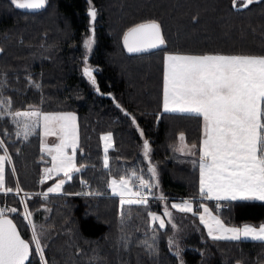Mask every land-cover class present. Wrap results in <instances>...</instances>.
<instances>
[{
  "label": "trees",
  "instance_id": "obj_1",
  "mask_svg": "<svg viewBox=\"0 0 264 264\" xmlns=\"http://www.w3.org/2000/svg\"><path fill=\"white\" fill-rule=\"evenodd\" d=\"M90 7L96 10L94 20ZM150 20L161 25L165 45L127 52L125 31ZM90 36L94 42L88 50L84 41ZM164 51L264 55V0L247 7H233L232 0H47L39 9L0 0V97L11 100L13 112L72 111L78 118L76 162L86 167L66 179L60 193L25 199L48 264H264V242L213 240L191 213L173 211L163 229L147 215L162 214L171 199L200 197L199 152L192 145H199L203 120L163 111ZM85 66L93 68L95 85L83 74ZM19 119L22 124L24 118ZM17 131L12 117L0 120V139L11 157L8 173L12 168L15 179L7 186L24 193L45 191L55 178L38 182L49 162L41 152L40 128L26 141ZM104 133H112L107 169ZM181 133L187 145L183 151ZM149 164L156 169L155 180ZM133 171L158 187L147 195L146 205L122 206L110 194L108 181ZM87 192L101 194L76 195ZM1 203L17 208L8 215L31 241L20 196L0 193ZM217 213L229 224L258 226L264 222V201H234ZM30 245L31 264H40ZM147 245L155 251L150 253Z\"/></svg>",
  "mask_w": 264,
  "mask_h": 264
},
{
  "label": "snow or ice",
  "instance_id": "obj_2",
  "mask_svg": "<svg viewBox=\"0 0 264 264\" xmlns=\"http://www.w3.org/2000/svg\"><path fill=\"white\" fill-rule=\"evenodd\" d=\"M19 9H39L47 0H10ZM91 3V0H89ZM238 3L244 7L254 3V0H232L233 7ZM88 15L94 20L96 10L89 8ZM93 38L84 41L85 48L91 50ZM165 45L161 25L156 21L136 24L124 34V46L128 52H141L157 49ZM87 64V57H85ZM83 74L91 84H96L93 70L85 66ZM99 91V89H96ZM110 95V94H109ZM11 100L0 97V120L12 117L18 131L16 136L26 141L39 127L43 136H58L60 142L53 147L47 146L41 139V152L51 155L52 167L44 169L41 183L51 179L52 175L63 173L67 179L72 174L80 172L86 165L77 166L75 152L78 147V132L76 116L72 112L45 113L36 111H11ZM116 107H120L119 104ZM163 111L180 112L200 117L203 120V133L198 147L199 152V193L206 200L217 201L216 210L223 205L219 201H264V56L253 55H183L166 53L163 57ZM125 115H130L125 112ZM23 117L21 124L19 118ZM132 123L136 124L135 117ZM138 128V125H137ZM7 136L9 133L4 132ZM140 135L144 133L141 131ZM180 151H183L184 134L179 137ZM105 143L103 166L109 168L108 149L112 133L101 136ZM72 149V155L66 149ZM0 193L5 196L13 189L5 184V163H11L8 148L4 139H0ZM144 157L150 153L149 141H143ZM196 162L194 161V164ZM14 171V169H13ZM152 180L156 178V169L149 164L147 169ZM133 178L138 183H133ZM59 179L47 192L59 193L65 184ZM86 184V181H82ZM158 187L144 176H137L133 171L127 178L111 179L108 188L113 195L120 197L121 205H146L147 195ZM133 188L136 190L133 191ZM147 190V195L145 193ZM22 191L17 186L16 192ZM100 195L99 192L76 193V195ZM28 194L25 193V196ZM126 197H128L126 199ZM160 199H165L163 196ZM23 203V200H21ZM171 208L182 213L199 216L200 223L213 240L250 239L264 242V224L258 228L245 224L242 227H227L225 223L205 204L193 208V201L172 203ZM203 211L200 212L199 209ZM17 208L0 207V264H31L30 244L35 245V254L40 264H48L45 259L44 247L37 233L36 225L32 223V213H23V220L31 226V241L22 238L17 223L10 219L8 213H17ZM153 221L159 222V228H165V220L153 212L147 213ZM171 223L172 213L166 207L163 212ZM28 225H25L27 227ZM175 228V225H173ZM146 243V242H145ZM169 243H173L172 240ZM150 253L155 249L147 245ZM179 253L177 252V255Z\"/></svg>",
  "mask_w": 264,
  "mask_h": 264
},
{
  "label": "rangeland",
  "instance_id": "obj_3",
  "mask_svg": "<svg viewBox=\"0 0 264 264\" xmlns=\"http://www.w3.org/2000/svg\"><path fill=\"white\" fill-rule=\"evenodd\" d=\"M87 39V38H86ZM166 53H172V54H183V55H205V54H193V53H181V52H172V51H164L163 52V57H164V55L166 54ZM206 54H213V55H216V54H218V55H251V54H223V53H206ZM253 56H264V55H253ZM95 70V69H94ZM163 90V89H162ZM162 98H163V92H162ZM162 109H163V106H162ZM104 134H106V133H104ZM103 135V134H102ZM101 135V136H102ZM43 142L47 145V146H49V147H53V146H55L56 144H58L59 142H60V140H59V138L55 141V142H47L46 141V139H43ZM111 143H112V141H111ZM101 145H102V152H103V160H104V155H105V143H104V141H102L101 140ZM40 148H41V143H40ZM69 150L68 149H66V152L67 153H69L68 152ZM76 152H77V149H76ZM76 152H75V162H76ZM44 155H46L47 156V158H49V162L44 166V169H46V168H51L52 167V161H51V155H48L47 154V152H42ZM71 153H72V150H71ZM4 153H3V151L2 150H0V155H3ZM107 155H108V152H107ZM76 164H77V162H76ZM77 166H78V164H77ZM9 167H11V164L10 163H5V184H6V187H7V181H8V183H9V181L13 184L14 183V181H15V179H14V181H13V178H12V168H11V170H10V172L11 173H8V168ZM199 168V167H198ZM62 174V175H61ZM61 174H54V180L53 181H48L47 182V185H46V188H45V191H37V192H41V193H45V192H47V189L49 188V187H52L59 179H64V180H66L67 178L66 177H64V175H63V173H61ZM9 175V176H8ZM14 176V175H13ZM44 176V173L42 174V175H40L39 176V179H42V177ZM8 177H9V180H8ZM113 178H115V179H119V177H116V176H111L110 178H109V181L111 180V179H113ZM127 178V177H126ZM108 181V182H109ZM38 182H39V180H38ZM16 184V183H15ZM39 184H41V182L39 183ZM17 189V187L16 188H13V190L15 191ZM110 191V193L112 194V192H111V189H109ZM61 191H62V188H61ZM60 191V192H61ZM22 192V191H21ZM36 192V193H37ZM59 192V193H60ZM23 194H25L24 192H22ZM27 193H33V192H27ZM54 194V193H53ZM38 195V194H37ZM113 195V194H112ZM48 196V195H47ZM115 196H117V195H115ZM40 197V196H39ZM119 197V196H118ZM41 198V197H40ZM44 199H46V197L44 198ZM184 200H191V201H193V208L194 209H197V208H199V205L200 204H205L208 208H209V210L212 212V214L213 215H216V216H218L224 223H225V225L227 226V227H236L235 225H230V224H227L226 223V221H225V218L223 217V213H217V211H215V204H217V201H215V200H206V199H204V198H202L201 196L199 197V198H197V199H193V198H176V199H171V200H169L168 202H167V207L169 208V209H172L171 208V204L172 203H182ZM120 201V200H119ZM231 202H234V201H228V204L229 203H231ZM219 203L221 204V203H223V201H219ZM24 211H25V209H24ZM199 211L200 212H202L203 211V209L202 208H200L199 209ZM153 213H156L157 215H159V216H161L164 220H165V217L163 216V213L161 214V213H157V212H153ZM197 217H198V219H199V216H198V214L196 215ZM152 221V220H151ZM166 221V220H165ZM153 222V221H152ZM158 224H159V222L158 221H156ZM206 230V229H205ZM207 231V230H206Z\"/></svg>",
  "mask_w": 264,
  "mask_h": 264
},
{
  "label": "crops",
  "instance_id": "obj_4",
  "mask_svg": "<svg viewBox=\"0 0 264 264\" xmlns=\"http://www.w3.org/2000/svg\"><path fill=\"white\" fill-rule=\"evenodd\" d=\"M223 54H236V53H223ZM162 92H163V90H162ZM162 106H163V98H162ZM52 112H72V111H52ZM52 112H45V113H52ZM72 113H74L75 114V116H76V125H77V132H78V118H77V115H76V113L75 112H72ZM40 134H41V139L43 138V139H46V141L49 143V142H55L59 137L58 136H43V133H42V129L40 128ZM78 143H79V136H78ZM69 151V155H72V153H71V148H69L68 149ZM199 161V160H198ZM45 174V173H44ZM58 174H61V173H58ZM62 175V174H61ZM52 178H54V175H52ZM51 178V179H52ZM49 180V179H48ZM45 181H47V180H45ZM110 191V190H109ZM133 191H134V188H133ZM111 194V193H110ZM147 195V194H146ZM119 198V200H120V197H118ZM128 197H126V199H127ZM223 202H226V203H228V201H223ZM166 207H167V204H166ZM165 207V208H166ZM168 208V207H167ZM169 209V208H168ZM169 211L172 213L173 211H178V210H175V209H169ZM169 220V218L168 217H165V220ZM199 220V219H198ZM227 224H229V223H227ZM245 224H248V225H252V226H254V227H259L261 224H264V222H262V223H260L258 226L257 225H254V224H252V223H248V222H245V223H242V224H240V225H238V224H230V225H235L236 227H242L243 225H245ZM205 229V228H204ZM206 231V230H205ZM207 232V231H206ZM243 240H250V239H243Z\"/></svg>",
  "mask_w": 264,
  "mask_h": 264
},
{
  "label": "built area",
  "instance_id": "obj_5",
  "mask_svg": "<svg viewBox=\"0 0 264 264\" xmlns=\"http://www.w3.org/2000/svg\"><path fill=\"white\" fill-rule=\"evenodd\" d=\"M38 180H39V183H40V182H41V179L38 178ZM134 183H138V181L135 180ZM7 187L12 188L11 186H7ZM12 189H13V188H12ZM135 190H136V189L134 188V191H135ZM12 193L17 194L16 190H15V191L13 190ZM12 193H9V194H12ZM145 193L147 194V191H146V190H145ZM27 194H28V195L25 196V194H23L21 191L19 192V194H17V195L20 196L21 200H23L22 206H23L24 209H25V199H31L35 194H38L42 199L45 198V196H43V195H42L43 193H41V192H37V193H27ZM221 205H223V207H222L219 211H221L222 209L226 208V207L228 206V203L223 202V203H221ZM0 207L5 208V204L1 203V204H0ZM215 210H216V204H215ZM216 211H217V210H216ZM219 211H217V212H219Z\"/></svg>",
  "mask_w": 264,
  "mask_h": 264
},
{
  "label": "water",
  "instance_id": "obj_6",
  "mask_svg": "<svg viewBox=\"0 0 264 264\" xmlns=\"http://www.w3.org/2000/svg\"><path fill=\"white\" fill-rule=\"evenodd\" d=\"M150 21H153V20H150ZM145 22H148V21H145ZM140 23H144V22H140ZM140 23H138V24H140ZM135 26V25H134ZM134 26H131V27H134ZM130 27V28H131ZM129 29V28H128ZM128 29L125 31V32H127L128 31ZM162 32V31H161ZM125 34V33H124ZM124 34H123V37H122V42H123V46H124ZM163 35V34H162ZM162 47V46H161ZM124 48H125V46H124ZM158 49V48H157ZM125 50L127 51V49L125 48ZM150 50H155V49H148L147 51H150ZM147 51H141V52H147ZM128 52V51H127ZM129 53H140V52H129ZM90 68V67H89ZM91 69H93V68H91ZM9 216V215H8ZM9 218L10 219H12L10 216H9ZM19 230V229H18ZM22 235V234H21ZM22 238L23 239H25L23 236H22ZM26 240V239H25ZM30 258H31V245H30ZM28 262H26V264H27Z\"/></svg>",
  "mask_w": 264,
  "mask_h": 264
}]
</instances>
